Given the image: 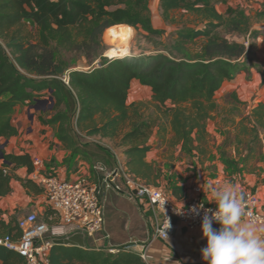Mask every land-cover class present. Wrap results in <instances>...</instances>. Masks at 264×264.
Returning a JSON list of instances; mask_svg holds the SVG:
<instances>
[{
	"label": "trees",
	"instance_id": "1",
	"mask_svg": "<svg viewBox=\"0 0 264 264\" xmlns=\"http://www.w3.org/2000/svg\"><path fill=\"white\" fill-rule=\"evenodd\" d=\"M150 1L0 0V143L19 133L13 123L17 106L36 103L40 94L47 92L55 104L45 123L55 129L72 156L85 154L87 148L113 156L104 144L84 141L79 131L103 138H116L124 131L119 143L127 155V167L140 176L155 126H160L162 135L172 133L171 143L182 144L183 152H193L196 142L206 139L207 121L219 107L217 99L225 83L235 80L244 70L260 67L252 60L255 45L250 43L248 47L246 38L239 39L249 36L251 42L260 33L251 28L250 16L243 8L229 7L223 14L216 7L218 0H161L166 21L172 10L182 9L204 25L178 30L172 48L184 57L164 51L146 56L117 55L89 70L72 68L64 58L68 52L91 60L102 56L104 33L110 35L125 28L123 25L162 35L164 29L153 24ZM219 28H224V35L217 32ZM235 35L238 38L232 39ZM200 37L206 40L199 54L193 56L188 45ZM135 80L152 92L153 108L147 115L143 109L149 105L127 102ZM227 97L236 104L244 103L236 91ZM98 117L104 120L101 124ZM236 125L235 138L254 151L253 143L264 140V102L253 103L250 113L242 115ZM222 152V160L229 168L239 163L228 157L226 150ZM2 158L0 198L11 192L14 170L21 167L28 172L23 185L35 194L43 193L40 184L30 177L34 165L28 151L3 152ZM181 190L180 186L173 187L176 196H182ZM53 213L48 207L41 218L52 223ZM5 234L20 236L15 216L10 222L0 218V236ZM119 250L113 253L106 247L56 243L50 260L51 264H147L139 253L125 247ZM0 264L26 261L18 252L0 245Z\"/></svg>",
	"mask_w": 264,
	"mask_h": 264
},
{
	"label": "crops",
	"instance_id": "2",
	"mask_svg": "<svg viewBox=\"0 0 264 264\" xmlns=\"http://www.w3.org/2000/svg\"><path fill=\"white\" fill-rule=\"evenodd\" d=\"M160 1L155 0V6H152L150 3L153 24H156V20L158 19H164L162 18ZM233 6L243 8L250 16L251 28L260 31L256 38L251 39V43L255 45L252 60L264 69V0H218L216 3L218 11L223 14H227L228 8ZM174 11L176 10L171 11L170 18ZM197 22L199 21L197 20ZM203 26V23L199 24V27ZM155 27L159 28V26ZM243 38L245 39L246 37ZM198 39L201 41L206 40L203 37ZM199 50L201 51V48ZM145 88L150 90L149 87L141 85L138 81H133L127 102L129 104L143 102L149 105V108L145 107L143 109V112L147 115L153 106L151 105L152 95L146 96ZM231 91H236L242 100L245 98L251 104L264 102V73L256 67L251 68L239 73L235 80L225 83L217 99L218 109L221 106L219 99L227 98V94ZM223 94L225 95L222 97ZM38 99L41 98L39 97ZM28 106L27 104L26 109ZM20 107L21 105L17 106L16 112L13 115V123L19 129V133L10 139H5L11 142L9 145L10 150L7 152L21 153L28 151L32 157L40 156L44 161L46 172L57 173L62 178L72 180L78 178L80 175H87L93 182L97 181L98 178L100 180V177L104 175V172L106 173V170L112 171L116 168L118 161L126 169H129L127 167V155L119 143L124 131L116 138H103L100 135L89 136L83 132L84 141H95L104 144L113 152V158L95 148H87L85 154L72 156L71 150L67 149L57 137L55 129L45 123V119L50 117L51 114L43 116L42 113L45 111L39 109L36 114L29 113L26 115L27 112L24 110V113L17 117L18 108ZM16 117L22 121V127L17 124L16 121L18 120L14 121ZM103 121L102 117L97 118L99 124ZM27 124L29 125L26 127ZM24 126L26 130L22 134ZM171 135L172 133H167L166 136L162 135L160 133V126L153 128L152 135L148 141L151 149L147 151L140 166L139 175L142 176V179L163 188L179 204H185L193 188L197 186L203 188L205 200L215 204L208 186L228 184L236 186L239 191L251 190L256 192L260 199V207L264 208V151L256 156H254V151H248V154L244 155L239 152L243 149L239 148V151L237 150L238 152H236V147H233V153L230 154L228 152V157L234 158L239 163L229 168L222 158L220 159L219 153L214 160L210 157L205 159L204 155L201 154V152H205V149H202L203 143L196 142L197 147L193 152L187 153L182 151V144L171 143ZM28 138H30L29 141ZM17 140L20 141V146L22 147L20 149L14 144ZM220 147L221 144L218 148ZM187 154L190 155L192 160L186 159V157L181 158ZM0 162L1 166L4 160L0 159ZM209 164H212L211 168H208ZM14 173L16 178L12 181L11 192L7 196L0 198V218H3L6 222H10L13 216L18 220V218L29 212H37L42 216L46 208H48L44 193L35 194V192L30 191L23 185L22 181L28 176L25 167L14 170ZM174 186L182 187L181 192L179 191L182 196L174 194ZM122 196H126V198L138 205L136 209L145 222L143 233L139 236H124L119 241L116 239L115 244H111L108 237L104 238L103 241L98 238L101 244L103 242L102 246H88L91 248L106 247L115 249L113 253L120 251V247H125L126 250L139 253L142 257L145 252L146 258L143 257V259L147 264H206L202 259L201 249L206 246L207 241L203 237L202 232L180 228L168 239H160L154 235V213L148 203L143 200L130 199L125 194H122ZM244 221L251 223L246 219ZM255 226L262 230L258 232V235L264 237V227ZM213 227L219 228L220 225L214 223ZM67 228L71 232V236L76 234L75 231L72 232L70 226H67ZM139 229L141 230V227ZM87 240L85 243H87Z\"/></svg>",
	"mask_w": 264,
	"mask_h": 264
},
{
	"label": "built area",
	"instance_id": "3",
	"mask_svg": "<svg viewBox=\"0 0 264 264\" xmlns=\"http://www.w3.org/2000/svg\"><path fill=\"white\" fill-rule=\"evenodd\" d=\"M245 43L250 46L249 36L246 37ZM64 81L68 83L66 75ZM33 165L30 177L42 187L48 207L53 209L63 226H70L76 233L82 234L85 240L89 238L97 240L99 234H103L104 238L109 237L104 230L106 224L104 199L108 188H113L130 199L148 203L154 213V235L163 240L168 239L180 228L202 232L204 210L216 209V204L205 200L201 186L193 188L185 204H179L163 188L133 174L120 161L117 162L116 168L110 171L111 173L106 172L108 174L103 178L102 184L93 182L87 175H80L72 180L62 178L57 173H47L44 171V161L40 156L33 157ZM240 192L245 196L244 219L264 227V208L260 207L257 193L251 190ZM200 205L203 206L202 209ZM194 206L200 211L199 216L190 211ZM17 222L20 236L16 238L10 234L0 236V245L18 252L25 258L26 264H51V250L57 243L56 240L61 239L56 236L55 231L59 226L42 219L37 212H29L18 218ZM109 250L115 252V249ZM143 257L146 258L145 252Z\"/></svg>",
	"mask_w": 264,
	"mask_h": 264
},
{
	"label": "rangeland",
	"instance_id": "4",
	"mask_svg": "<svg viewBox=\"0 0 264 264\" xmlns=\"http://www.w3.org/2000/svg\"><path fill=\"white\" fill-rule=\"evenodd\" d=\"M150 3L152 6H155V0H151ZM171 15L172 17L169 18L167 21L165 19H158L156 20V24L154 23L155 26H159L160 29H164L165 32L162 35H150L148 32L144 31L141 28L136 29L133 26L123 25L125 26V28L123 27L112 31L115 32L112 38H109L110 35L104 33L103 41H104L105 49L102 56L91 60L88 59L83 54L68 52L64 54V58L67 60V62L70 64L72 68L89 70L93 67L100 66L101 63L103 62V59H110V57L107 54L108 51L111 49H118V48L122 49V51H124L125 54L123 56H117V57H124L131 55L146 56L150 54H155L159 51H164L176 57H184L185 55L183 53L172 48V45H174L177 41V32L182 27L194 26L199 23L197 22L195 15L185 12L182 9L174 11L173 14ZM217 32L220 33L221 35L225 34L224 28H219ZM231 38L232 39L238 38V36L236 35L231 36ZM239 39L244 40L243 37H239ZM204 42L205 40L201 41L200 39L191 42L188 45L191 49H187V50H190L193 56H197V54H199L200 52L199 49L201 48V45L204 44ZM257 69L264 73L263 68L258 67ZM145 95L146 96L152 95L151 90L146 89ZM40 98L45 100V99H50V96L47 92H42L40 94ZM219 100L221 105L220 108L217 109L218 111L216 110L217 112L216 111L213 112L212 118L208 119L207 121L208 129H207L206 139L201 142L203 143L202 149H205V152L203 153L201 152V154L204 155L205 159L210 157L212 158V160H214L217 158V154L219 153L221 159L223 158L222 151L226 150L228 156V152H230V154L233 153V147H236V152H238L240 148L243 150H240L239 152H241L244 155L248 154L249 146H245L246 143L241 144L238 141V139L235 138L237 134L236 123L241 119L242 115H246L250 113L251 105L253 103L251 104L249 101L245 100V98H243L244 103L240 105L236 104L235 101L230 100L229 97L227 98L224 97ZM34 104L35 103L31 105L29 104L27 109H26V105H23L20 108H18L17 117L22 115L24 113V110L27 112L26 115H28L29 113L36 114L38 109H36L33 106ZM51 104H52L51 100H48L43 104L42 103L39 104L40 109L45 111L44 113H42L43 116H48L52 114L51 111L54 108V106L53 108H51L50 107ZM17 117L14 119V121L18 120ZM16 122L20 127L23 126L22 121L18 120ZM28 125L29 124H27L26 127ZM26 127L24 126L22 134H24ZM79 134L80 137H83L82 136L83 132L79 131ZM261 139L262 141L253 143L254 156L263 153L264 151L263 149L264 140L263 138ZM29 140L30 138H28V141ZM10 144L11 142H8L5 139L1 141L0 159H3L2 158L3 152H7L10 150L9 148ZM14 144L17 146V148L19 149L22 148L20 146L19 140L15 141ZM220 144L221 147L218 148ZM180 156L182 155L180 154ZM185 157L186 159L192 160L189 154L184 155V157L181 158H185ZM211 167L212 164H209L208 168ZM106 172L109 173L110 170H106ZM108 173L104 172L103 173L104 175L100 177V180H97L95 182L98 184H102L103 178H105L106 174ZM137 206L138 205L135 202L129 200L128 198H126V196H122V193L115 191L113 188L107 189L106 197H105L106 224L104 230L105 232H108L109 234L108 238L111 244H115L116 239L117 241H119V239L124 236L125 237L128 236L130 237L133 235L139 236L140 234L143 233L145 229V224H144L145 222L144 219L138 213L136 209L138 208ZM52 224L55 226H59V228L55 230L57 232L56 236L58 238L64 239L67 237H72L70 235L71 232L68 230L67 226H63L62 222L55 213L52 214ZM140 227L141 230L139 229ZM74 231L75 230L72 229V232ZM98 236H99L98 237L99 240L102 239L103 241L104 239L103 234H99ZM99 240L97 239V241H95L94 239L89 238L87 240V244L93 246H102L103 242L101 244Z\"/></svg>",
	"mask_w": 264,
	"mask_h": 264
},
{
	"label": "clouds",
	"instance_id": "5",
	"mask_svg": "<svg viewBox=\"0 0 264 264\" xmlns=\"http://www.w3.org/2000/svg\"><path fill=\"white\" fill-rule=\"evenodd\" d=\"M216 209L204 210L202 233L207 244L201 249L206 264H264V237L254 224L244 221L245 196L233 185H209ZM202 209L203 206L200 205ZM195 215L200 211L190 209ZM219 224L214 228L213 224Z\"/></svg>",
	"mask_w": 264,
	"mask_h": 264
},
{
	"label": "water",
	"instance_id": "6",
	"mask_svg": "<svg viewBox=\"0 0 264 264\" xmlns=\"http://www.w3.org/2000/svg\"><path fill=\"white\" fill-rule=\"evenodd\" d=\"M48 100H51L52 104H51V108H53L55 101L53 99V97L51 96L50 99H37L36 103L33 105L36 109H40L39 104L40 103H45ZM2 153V152H1ZM2 157H3V153H2ZM57 243H63V244H67V245H76V246H81V247H85L86 243H85V239L83 238V235L80 233H76L74 234L70 239H57L56 240Z\"/></svg>",
	"mask_w": 264,
	"mask_h": 264
},
{
	"label": "bare ground",
	"instance_id": "7",
	"mask_svg": "<svg viewBox=\"0 0 264 264\" xmlns=\"http://www.w3.org/2000/svg\"><path fill=\"white\" fill-rule=\"evenodd\" d=\"M114 33L115 32H112L110 34L109 38H112L114 36ZM107 54H108L109 57H114V56H117V55H124L125 52L122 51V49H119L118 48V49H111V50H109Z\"/></svg>",
	"mask_w": 264,
	"mask_h": 264
}]
</instances>
